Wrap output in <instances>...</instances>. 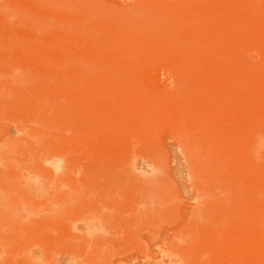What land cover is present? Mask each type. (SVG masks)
<instances>
[{
  "label": "rangeland",
  "instance_id": "374dc122",
  "mask_svg": "<svg viewBox=\"0 0 264 264\" xmlns=\"http://www.w3.org/2000/svg\"><path fill=\"white\" fill-rule=\"evenodd\" d=\"M0 264H264V0H0Z\"/></svg>",
  "mask_w": 264,
  "mask_h": 264
}]
</instances>
